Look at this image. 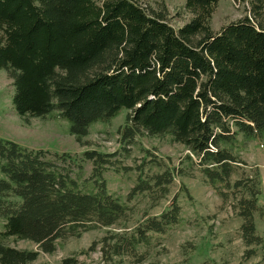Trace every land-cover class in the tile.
<instances>
[{
  "label": "trees",
  "instance_id": "16d2710c",
  "mask_svg": "<svg viewBox=\"0 0 264 264\" xmlns=\"http://www.w3.org/2000/svg\"><path fill=\"white\" fill-rule=\"evenodd\" d=\"M219 2L185 0L192 18L176 29L165 6L140 0H0V69L12 81L18 116L58 112L85 146L93 124L128 111L119 130L126 155H52L0 136V264H40L41 251L53 254L59 241L99 229L107 230L103 238L80 254L98 250L99 264H146L163 236L192 225L177 193L161 214L129 226L136 204L156 208L176 176H199L230 206L242 220L243 260L261 255L264 263L255 223L256 213L264 217L259 171L247 170L239 149L241 139L264 138V0H249L246 16L215 32ZM140 137L165 138L189 153L171 168L146 151L123 199L105 173L119 172V156L127 159ZM11 238L38 250L12 247ZM60 264L87 263L72 254Z\"/></svg>",
  "mask_w": 264,
  "mask_h": 264
},
{
  "label": "rangeland",
  "instance_id": "374dc122",
  "mask_svg": "<svg viewBox=\"0 0 264 264\" xmlns=\"http://www.w3.org/2000/svg\"><path fill=\"white\" fill-rule=\"evenodd\" d=\"M150 8L159 11L165 6L168 12V22L176 29L190 21L192 14L185 8V0H140ZM249 12V0H220L216 8L211 25L215 32H219L225 25L238 21ZM14 87L7 72L0 69V136L12 140L21 146L45 150L55 155L70 154L80 158L87 150H97L101 153L113 154L126 152L122 148L120 133L128 114L122 110L111 122H99L91 126L90 135L84 139L85 146L70 135V123L61 118L58 112L50 117L26 118L18 116L12 105ZM241 141L240 157L248 164V171H259L261 195L259 204L264 207V138L252 141ZM151 151L162 157L171 168L181 167L185 155L189 152L179 144H170L165 138L140 137L134 147H130L127 159H121L115 169H108L105 178L111 193L127 198L130 190L137 182L136 167L141 165L146 151ZM239 150V151H240ZM125 167L126 169H124ZM87 175L91 174L92 165L87 163ZM2 175L0 174V178ZM179 195L182 215L185 221L192 225L177 228L163 236V248H158L146 264H264L261 255L248 262L243 260L245 246L238 234L242 224L241 218L230 206L222 204L221 199L206 186L199 176H176L171 194L156 208L150 209L146 201L137 203V210L131 218L129 226L132 228L142 215H159L169 205L172 197ZM184 221V223H185ZM257 233L264 237V217L255 214ZM0 221V228H1ZM106 229H99L82 234L80 238L59 241L57 250L53 254L40 252L38 263L60 264L61 260L72 254H77L81 261L87 264H99L100 252L86 256L80 254L90 248L94 242H99L106 234ZM12 247L21 250H38L36 244L30 241L9 239Z\"/></svg>",
  "mask_w": 264,
  "mask_h": 264
}]
</instances>
